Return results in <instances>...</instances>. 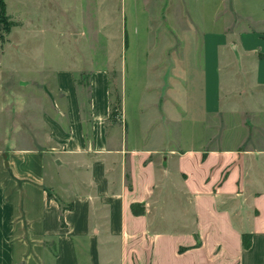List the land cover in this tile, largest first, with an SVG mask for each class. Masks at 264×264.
Returning a JSON list of instances; mask_svg holds the SVG:
<instances>
[{"label":"crops","instance_id":"obj_1","mask_svg":"<svg viewBox=\"0 0 264 264\" xmlns=\"http://www.w3.org/2000/svg\"><path fill=\"white\" fill-rule=\"evenodd\" d=\"M107 1L91 18H111ZM251 3L211 13L201 109L193 120L181 108L164 147L124 100V123L111 118L107 45L100 60L51 65L63 118L43 117L50 145L0 144V264H264V16ZM170 187L184 205L163 200Z\"/></svg>","mask_w":264,"mask_h":264},{"label":"rangeland","instance_id":"obj_2","mask_svg":"<svg viewBox=\"0 0 264 264\" xmlns=\"http://www.w3.org/2000/svg\"><path fill=\"white\" fill-rule=\"evenodd\" d=\"M250 1L251 11L264 16L262 1ZM108 2L111 18L101 21L91 18L96 0H62L54 4L44 0H0V144L7 138L15 140L18 147L49 146L43 117L49 114L63 118L54 107L53 99H59V95L51 65H60L66 59L100 60L104 45L112 61L114 121H125L124 100L128 112L138 109L145 114L149 124L146 133L155 132L164 147L168 141L164 134L178 126L180 113H184L181 108L195 120L202 98L201 34L208 29L206 22L213 10L223 12L224 0ZM105 31L111 34L107 38L101 35ZM179 51L185 59L175 65L171 57ZM88 71L84 70L78 79L84 82ZM220 118L217 129L221 133L228 117ZM195 124L190 122L193 132ZM199 128L202 131V123ZM178 133L179 129L175 131ZM174 191L173 187L165 189L163 200L173 208L184 205L185 198Z\"/></svg>","mask_w":264,"mask_h":264},{"label":"trees","instance_id":"obj_3","mask_svg":"<svg viewBox=\"0 0 264 264\" xmlns=\"http://www.w3.org/2000/svg\"><path fill=\"white\" fill-rule=\"evenodd\" d=\"M1 6L3 10V4ZM131 208H132L133 213H140L143 210L141 206L136 205V204H133ZM242 245L244 248L249 247L250 245V235L249 234H242Z\"/></svg>","mask_w":264,"mask_h":264}]
</instances>
